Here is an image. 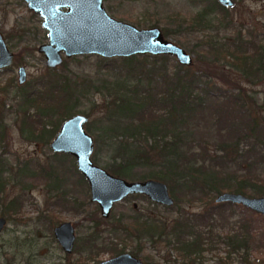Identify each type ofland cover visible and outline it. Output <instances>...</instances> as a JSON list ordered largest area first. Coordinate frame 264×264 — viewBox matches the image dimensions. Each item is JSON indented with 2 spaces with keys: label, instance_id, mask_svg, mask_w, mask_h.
Listing matches in <instances>:
<instances>
[{
  "label": "trees",
  "instance_id": "1",
  "mask_svg": "<svg viewBox=\"0 0 264 264\" xmlns=\"http://www.w3.org/2000/svg\"><path fill=\"white\" fill-rule=\"evenodd\" d=\"M203 2L201 9L178 25L200 36L192 48L199 65L175 63L171 67L167 55L110 58L120 59L126 72L136 79L118 81L114 88H119L108 90L112 99L103 105L106 126L98 134L108 153L107 171L128 179L135 169H146L143 178L160 180L169 188L174 204L165 209L178 208L180 201L201 205L198 211L178 209L171 219L136 211L129 222L116 220L112 230L122 232L124 240L135 238L136 247L130 250L135 256L143 254L147 243L153 247L163 244L169 257L175 253L177 259L166 258L164 264H203L204 253L220 251L221 246L225 256L218 257L219 264H231L233 256L245 261L250 227L258 213L247 209L250 215L244 211L238 214L235 207L240 205L217 203L215 198L224 191L264 195V103L255 104L240 84L264 81V33L251 27L243 34V24H234L227 8L216 0ZM161 30L167 38L180 29ZM104 59L102 68H109L111 61ZM68 63L64 60L62 66L66 68ZM46 71L34 90L23 95L26 108L21 109L23 119L33 123V136L37 128L44 126L42 138L56 133L59 124L76 113L78 97L74 95L80 89L67 73H58L56 68ZM82 82L89 86L80 91L93 88L89 81ZM99 91L95 86L94 92ZM55 107L59 111L54 120L50 112ZM32 108L34 114L29 113ZM48 122L50 130L45 129ZM43 141L47 143L48 139ZM4 171L0 161V193L5 185ZM18 172L22 176L35 175L28 163ZM40 173L47 180L52 177L51 171L41 169ZM77 173L86 182L78 170ZM57 185L47 183L49 190H56ZM21 187L26 189L28 185ZM131 196L147 199L143 195ZM2 199L0 196V202ZM15 200L8 205L16 204ZM7 212L14 214L12 208ZM91 220L96 227L102 218ZM94 233L92 258L107 250L115 255L128 245L123 242L119 247L111 241L107 249L103 230Z\"/></svg>",
  "mask_w": 264,
  "mask_h": 264
},
{
  "label": "rangeland",
  "instance_id": "2",
  "mask_svg": "<svg viewBox=\"0 0 264 264\" xmlns=\"http://www.w3.org/2000/svg\"><path fill=\"white\" fill-rule=\"evenodd\" d=\"M234 1V6L227 8L228 18L234 24H243V34H247V29L251 27L264 33V0ZM204 5L203 0H103V7L111 17L138 28L151 27L156 22L160 29L166 28L173 32L179 28L180 30L168 35L167 38L192 55L193 66L199 65L196 52L192 48L200 36L189 33L178 25ZM39 21L27 9L23 0H0V23L5 24L3 30L5 35L12 32L11 28L15 30L31 28L21 39L16 36L8 38L9 48L15 53L21 52V56L15 60L12 67L0 71V115L9 131L7 143L0 144V161L5 168L2 173L5 185L0 193L1 199L3 198L0 202V215L7 218V225L0 234V262L9 264H95L114 254L107 250L99 253L96 258L90 256L94 248V241L91 239V236H95L94 232L103 230V237L107 238L105 245L107 249L112 246L111 241L119 247L126 242L128 245L125 251H130L136 247L135 238L124 240L122 232L112 230L116 226V220L122 218L123 221L129 222V218L133 217L136 211L150 212L158 218L171 219L177 215L178 209L198 211L201 205L180 201L177 203L178 208L165 209V206L161 205L155 207L149 199L129 196L113 205L108 218H102L98 206L90 200L87 182L82 180L77 173L75 159L69 154L54 153L50 149L49 144L59 127L56 133L51 136L47 134L42 138L43 140L48 139L47 143L38 137L29 140L22 136L20 125L24 111L21 109L26 108L23 95L33 91L35 83L47 74L45 59L37 51L40 41L45 40V31L41 28ZM230 33L232 32L229 31ZM83 56L86 55H79L74 60L65 58L69 61L67 67L64 68L61 63L56 67V71L67 73L71 76V80L74 78L80 89L87 90L89 86L86 82H82V79L93 84V88L87 92L77 90V94L74 95V98L78 97L76 113L74 111L70 116L88 113L89 119L85 124V130L94 140L92 160L95 164L105 168L108 153L98 134L100 129L106 126L102 119L104 118L103 105L106 100L112 99V94L110 95L108 90L113 91L118 81L125 79L127 82H132L136 77L126 72L120 59L110 60L108 58L107 61H111L109 68H102L106 62L104 57L87 55L89 58H84ZM169 57L172 67L177 61ZM22 64L27 71V81L20 86L17 83V67ZM240 84L255 104L264 103V81L257 85L242 81ZM95 86H99V92H94ZM117 88L119 87L114 89ZM54 109L50 115L55 120L59 110L57 111L56 107ZM34 112L32 108L29 113L34 114ZM261 112V116L264 115V111L261 110ZM48 116H45L46 119H49ZM50 123L48 122L46 126L48 130L52 128ZM38 132L37 128L35 135H38ZM97 138L98 141L95 142ZM24 163H28L30 171L35 175L22 176L19 174L18 171ZM41 169L51 171L52 177L47 180L41 176ZM133 172L128 180H142L147 174L146 169H135ZM55 182L58 184L57 189L49 190L47 183L52 185ZM23 184L28 185V188L23 189L21 187ZM63 192L65 196L61 194ZM15 198L17 199L16 204L8 205L9 201ZM20 203L22 205L18 206ZM8 207L12 208L14 214L16 207L20 208V213L10 215L7 212ZM244 208L241 205L235 207L238 214L244 211V214L250 215V211ZM97 217L102 220H99V224L95 227L91 218ZM63 221H71L75 226L76 241L73 252L69 255L63 252L53 235V226ZM250 228L247 259L242 261L237 256H233L234 260L231 264H264V215H256ZM220 248V251L205 252L203 264H219L218 257L225 256L222 246ZM142 253L140 256H146L149 264L155 262L164 264L166 258L177 259L175 253L170 254L169 252L171 257L168 256L163 244L153 247L147 243Z\"/></svg>",
  "mask_w": 264,
  "mask_h": 264
},
{
  "label": "water",
  "instance_id": "3",
  "mask_svg": "<svg viewBox=\"0 0 264 264\" xmlns=\"http://www.w3.org/2000/svg\"><path fill=\"white\" fill-rule=\"evenodd\" d=\"M28 7L42 17L48 32V43L39 47L47 67L54 68L63 62V56L98 55L104 58L134 55H167L177 63L189 66L193 58L184 48L166 38L158 26L138 28L114 19L103 7V0H27ZM224 8H232L234 0H216ZM66 8V10H63ZM13 63V53L0 34V69ZM25 68L18 69V81H25ZM88 117L74 114L63 121L50 142L54 153L69 154L89 187L90 200L97 204L103 218L110 215L113 205L130 195H143L161 206H172L174 199L165 182L157 179L128 180L109 173L92 160L94 140L85 130ZM217 203L241 205L264 215V195L247 196L224 191L216 196ZM5 218L0 217V231ZM65 253L72 251L75 235L71 221H65L53 230ZM96 264H143L141 259L125 252Z\"/></svg>",
  "mask_w": 264,
  "mask_h": 264
},
{
  "label": "flooded vegetation",
  "instance_id": "4",
  "mask_svg": "<svg viewBox=\"0 0 264 264\" xmlns=\"http://www.w3.org/2000/svg\"><path fill=\"white\" fill-rule=\"evenodd\" d=\"M23 2L25 3V5H26V7H27V9L31 12V14L33 15V16H36L40 21V26H41V28L45 31V36H44V38H45V40H41L40 42V44L38 45V47H37V51H38V49H39V47L41 46V45H43V44H46V43H48V32H47V30L43 27V25H42V22H43V19H42V17L40 16V15H38V14H35L29 7H28V1L27 0H23ZM63 10H66V8H63ZM4 25L5 24H1L0 23V34H1V36H2V38H3V40H4V42H5V44H6V46H7V48L13 53V63H12V65H10V66H8V67H5V68H1L0 69V71H2V70H6V69H9L10 67H12L13 66V64L15 63V60L16 59H18L21 55H20V53L21 52H17V53H15V52H13L10 48H9V46H8V38L10 39V37H18V39H21L23 36H24V34L26 33V32H28V30H31V28L30 27H26V28H23L22 30H18V29H14V28H11V30H12V32H10L8 35H5V33L3 32V30H4ZM15 28H16V26H14ZM22 28V27H21ZM14 31L16 32V33H14ZM39 52V51H38ZM40 53V52H39ZM42 55H43V53H41ZM43 57H44V55H43ZM65 56H63V61L65 60ZM44 59H45V57H44ZM46 60V59H45ZM63 63V62H62ZM46 65V64H45ZM20 67H24L25 68V66L22 64V65H18V67H17V83H18V85H20V86H23L25 83H26V81H27V71H26V68H25V75H26V77H25V81L23 82V83H19V81H18V69L20 68ZM46 68H50V67H47L46 66ZM56 67H54V68H50V69H55ZM23 111V110H22ZM87 116V115H86ZM88 117V116H87ZM61 125V124H60ZM46 126L47 125H45V129H48V128H46ZM20 130H21V134H22V136L23 137H25V138H27V139H29V140H31V139H33V137L35 136V137H38L39 138V136L41 137V139H42V136H43V134L42 133H44V126H43V128H41V129H38L39 130V134L38 135H34L33 136V123L32 122H30V120L29 119H22V121H21V125H20ZM37 130V129H36ZM8 130H7V128H6V124H5V121H4V119L1 117V115H0V144L2 143V145H3V143H7V139H8ZM58 132V131H57ZM31 134V135H30ZM56 135V134H55ZM55 135H54V137H55ZM31 137V138H30ZM34 137V138H35ZM44 137H45V134H44ZM53 137V138H54ZM93 138V137H92ZM40 139V138H39ZM38 139V140H39ZM49 146H50V144H49ZM109 172V171H108ZM110 173V172H109ZM112 174V173H111ZM114 175V174H113ZM116 176V175H115ZM85 179V178H84ZM87 182V181H86ZM135 195H138V194H135ZM131 196V195H130ZM129 197V196H128ZM96 204V203H95ZM97 205V204H96ZM113 208V207H112ZM112 210V209H111ZM15 211H18L19 213H20V208H17L16 207V209H15ZM18 213V214H19ZM111 213V212H110ZM18 214H14V215H18ZM101 215V214H100ZM110 216V215H109ZM0 217H3V218H5V221H6V223H5V225H4V227L2 228V230L0 231V234L3 232V230L5 229V227H6V225H7V218L5 217V216H3V215H0ZM102 217V216H101ZM103 218V217H102ZM108 218V217H107ZM63 222H65V221H63ZM60 223H62V222H59L58 224H56L55 226H53V230H54V228L56 227V226H58ZM73 224V223H72ZM73 227H74V235H75V226H74V224H73ZM53 235H54V233H53ZM54 238H55V236H54ZM56 239V238H55ZM57 241V240H56ZM75 241H76V235H75V240H74V244H73V248H72V251L71 252H69V253H65L64 252V250H63V252L65 253V254H67V255H69V254H71L72 252H73V249H74V245H75ZM59 244V243H58ZM61 247V246H60ZM125 252H128V253H131L130 251H123V252H120V253H117V254H115V255H112L111 257H114V256H116V255H119V254H122V253H125ZM132 254V253H131ZM132 255H134V254H132ZM135 256V255H134ZM111 257H109V258H111ZM136 257H138L139 259H141V261L143 262V264H147V258H146V256H143V257H141V256H136ZM205 258V257H204ZM108 259V258H107ZM102 261V260H101ZM100 262V261H99ZM98 263V262H97ZM0 264H9V263H3V262H0ZM96 264V263H95ZM159 264V263H158Z\"/></svg>",
  "mask_w": 264,
  "mask_h": 264
}]
</instances>
